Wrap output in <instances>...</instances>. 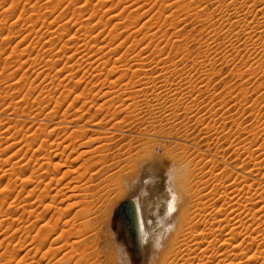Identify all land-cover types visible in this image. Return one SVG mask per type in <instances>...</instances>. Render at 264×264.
Instances as JSON below:
<instances>
[{"label": "rangeland", "instance_id": "374dc122", "mask_svg": "<svg viewBox=\"0 0 264 264\" xmlns=\"http://www.w3.org/2000/svg\"><path fill=\"white\" fill-rule=\"evenodd\" d=\"M104 1L103 0L102 1L101 0H90V1L89 0H0V31L2 29V31H4V34H5L3 36H0V39L6 40V43H2L1 42L2 40L0 41V137H1L0 138V164H1L0 165V199H1L0 200V207H1L0 208V212H1L0 213V264H54L57 261L56 259H59L62 256V254L69 252L70 248H67V247L63 249H68V252L67 250H63V249L60 250L59 252L55 250L57 246L60 247L61 242L62 243L64 242L60 240L61 242L59 241V243H53V244L51 243L52 240L55 239L54 237H57V234L53 236L50 239V241L45 242V244L46 243L47 244L44 246V244L41 241L44 234H43V231L40 232V230L42 226L44 225V223H46V221H48L50 217L52 216L54 217V215L56 214L57 216L55 215L54 217L55 221L58 218L63 219V220L61 219L62 223L61 221L59 222V225L61 224L60 228H64V229L66 228V229H70L73 232H76L77 227L73 228V225L75 222L70 221L71 223H73V225L69 222V224L66 227L63 225L64 222L71 219L70 217L73 216L74 212L77 209L76 207H74V209L67 210L65 212L60 211L59 213L63 212L62 214H64V217L62 214H60L61 215L60 216L59 213L55 212L57 210V207L66 209V207L69 204H72L74 201L72 200L67 201L66 199L65 200L66 202L62 201L61 202L62 204L60 205L59 202L61 200H64L63 195L67 193L66 191H62V193L66 192L63 194L61 193L63 198L61 196L58 198L47 197L46 199L48 201L46 202V200L43 199L45 200V202H42L43 203L42 204L41 202H39V200L41 199H40V196L38 197V194L40 195V193L42 192V194L45 196L48 194V192L49 194L51 192H54L50 194L51 196L52 195L54 196L56 192L52 191V189L56 186L53 185L51 186L52 188L49 187L48 188L49 190L45 191L43 183H42V186L40 185L39 187L38 185V187L35 188V190L38 188L37 191L34 194L30 195L28 194V190L34 188L35 184L31 185L30 182H28L29 184L27 182H24V183L22 182V180L28 179L30 177L28 175H31L30 173L32 172H34L35 177L36 175L38 176L42 173L43 168H39L38 166H40V162L42 164L44 160L42 159L39 161L37 160V158H44L43 157L44 155H42L43 153L47 155V153L49 152L50 153L53 151L56 152L57 150L55 149L57 147L60 149L59 150L57 148L60 154V151H63L64 150L63 147L65 148L68 143H69L68 146H70V148L69 147L67 148L68 149L66 150L67 152L65 151L66 154H63V155L62 153L61 155L58 154V157H60V159L56 158L55 160H51L52 163L53 161L54 163H57L64 156L62 161H60L61 163L59 162L60 165H62L59 169L60 171H54L52 169L50 172L53 175L50 173L51 174L50 176L56 175V176H59L58 178L60 179L61 175L67 170L73 172V174L69 173L68 175L69 178L66 177L64 178V180L63 179L61 180L62 183H60L61 185L57 187L58 190L62 188V185L68 183L71 180V177L74 176V172H75L74 170H76L78 166H80L81 164H84L85 161L90 158H91L90 159L91 161L92 159L94 160L96 158L93 161L94 165L97 162L95 168L97 167L98 164H100L99 163L100 160L98 161L97 159L99 158L101 159V162L104 160V163L102 162L101 164L102 166L105 164L107 166L108 171L111 170L109 168H111L112 166L119 167V165H120V168L125 169L126 164L128 165V162L124 161L125 158H127L128 156L129 157L131 156L132 158L135 159L134 156H136L139 153V152L137 153V151H140L143 148H151L152 149L151 151L154 150L152 152L153 155L157 156L156 157L157 159L161 158L160 161H162V163H166V164L169 163L168 161H166V160H169L168 159L169 157L171 158L177 157L178 165H176V167L177 166L179 167V165L180 166L182 165V168L184 166H187L186 172L189 174L193 172L194 167H195L189 162L195 163L197 168H202L204 165H206L207 168L204 166V168L202 169L205 170L204 172H207V176H208L207 178H209L208 181L211 183L209 184V186L211 185L209 187L210 189L213 186V184H217L218 181L220 183H222V181H225L228 184H233V183L240 184L241 183L242 192H240L241 194L240 198H242V196L245 195V193L247 194L245 195L246 198L243 196L241 201L245 199L244 201H251V202L253 201L254 203L248 202V206H246V210L248 208L249 209L247 211L245 210L246 212L241 207L240 212L241 211L245 212V215H243L244 213L242 212H241V215L244 218V222H246V224L244 225L241 224L240 228L238 229L239 232L237 230L236 234L237 235L239 234V235H238V238H236V240L237 241L240 240L241 242L242 241L241 239L244 238L243 240L246 239L247 243L243 245L244 248L240 247V250L241 251L243 250L242 253L238 249H236L237 252L236 251L235 252L236 254L240 252L238 254L239 259L244 258L245 260H247L248 259L247 255L249 254L247 253V251L249 250L252 256H254V259H256V257L264 258V240H263L264 239V222L262 223V219L264 221V213H262L264 212V207L262 206V204L264 205V66L262 65V67H260V65L259 66L257 65L260 60H264V55L262 54L263 55L262 57L261 53L260 54L254 53V52L249 53L247 51L249 50L247 46L248 45L247 42L249 41V37H248L249 31L245 32L244 30H241L242 28L241 29L238 28L241 31L236 29L234 30L233 33L230 34L228 30L231 24L230 22H228V20L232 19L231 22L236 23V20L234 21L233 18L236 16L237 12L240 15L242 14L244 15L247 9L244 8L245 6H241L243 4L242 3L238 5L235 8V10H231L228 12L227 10L225 11V8L223 9L217 8V5L215 4L216 0L215 1L214 0L213 1L212 0L210 1L200 0L202 3L199 0H193V1L192 0H184V1L183 0H164L165 2L161 0H152V1L147 0L148 2L146 0H142L141 2L139 0H106L108 4H105L103 8L101 4L102 2L104 3ZM182 1L187 6H189L188 4L193 3L192 8L195 7L196 9H194V11L190 10L188 12V10L185 9L186 7L184 8ZM198 1L201 5L198 3ZM177 2H181L183 7L182 6L179 7L181 3L178 4ZM196 2L198 3V5ZM142 3H144L145 6ZM227 3L229 4L230 1H228ZM133 4L135 6H133ZM138 4H140L139 6L143 7V9L139 12L141 15V17L138 16L139 19L141 18L140 21L138 20L139 25L135 24V26L137 25L138 27L136 26V28H134L135 26L133 24H134V21L136 20L134 19L135 17L131 16L130 12H132L133 10H136L137 8L139 9L140 7L138 6ZM126 5H130L131 7L129 6L130 7L129 8ZM109 6H110V9L108 8ZM96 7H98L99 10ZM85 9L87 13L85 12ZM92 9H95L96 13L94 14H96L97 16L94 14H91L93 13L92 11H94ZM183 10L187 11V14ZM221 10H224V11H221ZM252 10H255V7H253ZM99 11L100 13H98ZM79 12L81 14H79ZM234 12L236 14H234ZM119 13L122 16L119 15ZM258 13H260L259 10H258ZM99 14L101 16L104 15L102 16L104 17L102 19H104V21L106 20V22L101 21L102 19H100L101 16ZM113 14L114 16L118 15V19L120 18V20L119 21H117V19L111 20L110 24L106 25L107 21L110 20L109 18L112 17ZM142 14H145L144 17L142 16ZM171 14H173V16ZM255 14L257 13L255 12ZM89 15L91 18H89ZM94 16L96 18L95 20L97 21L92 20L94 19ZM126 16L128 18H126ZM259 16L258 17L260 19L262 15H259ZM122 17L124 18V20ZM258 17L257 19H255V21L254 19L250 20L252 21L251 27L253 26L255 27V28L253 27L252 30L255 29V32L260 34L264 41V34H263L264 24H262L264 23V19L261 18L259 20ZM84 18L87 20H84ZM131 18L134 19L133 22H132L133 19ZM79 19L81 22L85 23L83 26H87L88 24L89 25L91 24L90 26H93V25L95 26L99 24L100 22H102L103 24H101L100 27L92 30L93 34L91 36L92 37L97 36L100 33V31L104 29V32L103 30L101 31L103 35L100 36L98 40L96 39L95 41L94 39V40H90L89 42L92 41L94 45L97 44V46H100L101 40L105 39L106 37L108 40H104V42L107 43V41H109L108 48L110 49L114 48L115 51H117L115 52L116 54H114L115 57L113 56L115 60H117L116 57L118 58L120 55L121 56L119 57V59L120 58L121 59L124 58V59L122 60L118 59V61H114V59H111L113 57H111L110 62L105 63V65H104V62L103 63L98 62V64H101L99 66L97 62L96 64L93 62L95 65H91V63H87V62H84L81 64L78 58L75 59L76 61L75 60L69 61L67 56L70 57L71 55H75L76 54L75 51L77 50V46L79 45L75 46L77 42L68 43L67 41L71 39L70 37H72V35L74 37L73 33L75 32L78 33L79 30H81L79 27H82V25H80L81 22L79 21ZM129 20H131V22L133 23L130 26V29L128 30L132 34L130 32L127 33V29L129 26L128 24H130ZM163 20H166L167 23L166 21H163ZM154 22L156 24H154ZM172 22L173 24L175 22L176 24L177 23L180 24L178 27H176V30L173 29V27H169L170 25L172 26ZM115 23L118 26V28L117 27L115 28ZM119 23L121 24V27L123 26L122 28L120 27V30H119V25H120ZM144 24H146V26ZM160 24L161 26H159ZM223 25H225V27ZM125 26L127 27L125 28V30H123ZM148 26L149 27L151 26L150 28L151 31L149 30ZM221 27L224 28V30H221ZM259 27L263 28L262 29L263 32L261 31ZM114 28L116 31L114 30ZM131 29L132 31L134 30V32H132ZM138 29L139 30L141 29V30L139 31ZM147 29L150 32H148ZM217 29H219L220 31H218ZM75 30H78V31H75ZM54 31L59 32L61 35H64V38L58 39L59 37L57 36L58 33L55 34L56 32ZM69 31H71L70 34H69ZM163 31L166 34L161 36V34L164 33ZM146 32H148V34H146ZM176 32L178 35L174 37V34ZM119 33H122V35L121 34L119 35ZM134 33L139 39H141L142 35L144 36V34L146 35L150 34L147 38H150L151 35L156 36L155 38H157V35L159 34L158 35L159 39L153 42L150 39L144 40V38L146 37L144 36V38L142 37L143 39H141L143 41L142 42L136 36H134L135 35ZM114 34L115 35L118 34L119 37L117 35L116 37ZM225 34L228 36H226ZM108 36L110 37V39ZM126 36L127 38H130L132 36L133 38L131 37V39H127L125 38ZM172 36L174 37V39L172 38ZM114 37L116 38L114 39ZM160 37L162 38L161 40L163 41V43L160 40ZM49 38H54V42L56 46L53 52L54 58H52L53 56L49 57V55L46 54V52L42 49L44 47V42H47ZM23 39H25L26 42H24ZM132 39L134 40L137 39V40L136 42L135 41L132 42L133 41ZM169 39H172V41H170ZM110 40L111 41L113 40V41L110 43ZM167 40H169L168 43L173 42V41L176 42V45H178V42H180V44L178 45L179 48L181 47L180 50L178 51L177 49V52H176V48H178V46H175V49H174L172 45L168 46V44L164 43ZM9 41H11L12 44H10L11 42ZM20 41H22L23 43L22 42L20 43ZM149 41L151 42L149 43ZM259 41H261V43L264 44L262 40H259ZM92 42L89 43V47L87 46L88 50H90L91 47L93 46ZM120 42L124 44L119 45ZM131 42L132 44H130ZM15 43L18 46H16ZM19 43L21 45H19ZM136 43H140V44L136 45ZM147 43L150 45V47H148ZM144 44H147V45H144ZM63 45H65L66 48H70V49L72 46L76 48V50L72 51L74 50L72 48L70 52L68 51L71 54L68 53L66 54L67 56L65 55L64 57L63 53L59 54V51L61 50V47ZM250 45H251V42H250ZM24 46H26V48ZM120 46L122 47L120 48ZM156 46H158L159 49H161L162 47L166 51L162 52V54L158 53L159 50ZM244 46H246V48ZM235 47L236 48L238 47L237 50ZM22 48L24 50L26 49L31 50L29 51L31 53V54L29 53L31 56L28 54V50L26 53L25 51H23ZM139 50L141 53L139 52ZM126 52L129 54H127ZM136 52L139 53L140 60L142 59L141 61H135V59H133V56L136 57L138 55ZM21 54H25V56ZM123 54L125 56H123ZM27 55L29 57H27ZM130 55H132V57ZM23 56L24 58H22ZM126 56H128L129 59ZM59 59L62 61H60ZM126 59L131 62H125ZM257 59L259 60L256 61ZM22 60H25V61L27 60V62L25 61L22 62ZM77 61L80 63H78ZM30 62H32L33 64L32 63L30 64ZM126 63H129L128 65H130V67L127 66ZM53 65L54 66L56 65L55 68ZM66 66L68 67L70 66L69 68L71 70L69 68H66ZM126 66L130 68V71L127 70L129 68H127ZM117 67L119 69L118 71H117ZM170 67H172L173 69H176V72H173V74L168 76V78L166 77V80L170 81V82L169 81L167 82L168 86L174 85L173 88H175L176 86L179 85L178 88L182 86L181 87L182 89H179L178 95L168 98L169 100L167 99L168 100L167 101L166 98H164L165 93L164 94L158 93L159 91L158 90L155 91L153 89V86H151L150 84L149 85L151 87L150 86L146 87L148 84H146V86L143 85V82L140 79H144L143 77H145L146 76L145 74L148 73L149 76L147 75L145 79L146 78L148 79L149 77H151L150 79L152 80V77H153L154 79H156L155 82L157 83V85L161 86L160 83L164 81L163 77L165 75H168L167 72L170 71L167 68H170ZM112 69L115 71L110 73V70ZM108 71L109 73L107 74ZM69 72H70V76L68 74ZM132 72L135 73V74L133 73L135 76L132 75ZM162 72L163 73L166 72L164 73L165 75ZM138 73L140 76L137 75ZM72 74L74 77L72 76ZM131 77L132 78L135 77L134 78L135 81L137 79L136 83H133L131 82V80L130 81L128 80V79H132ZM120 78H122L123 80ZM134 79H132V81H134ZM145 79L143 81L144 83H147L148 80L146 79L147 80L146 81ZM126 82L128 83H127V87L125 88L124 86H126L125 85ZM131 83H133L134 85ZM135 84L137 86H135ZM115 85H117V88L119 89H117ZM131 86L134 88V90L132 89ZM128 87H130L131 89ZM90 90H92V92ZM135 90H137L136 93H134ZM146 90L149 92V94L150 93L151 94L153 93V94L148 95ZM140 91L141 93H139ZM104 93L105 95H103ZM158 94L163 95V97L159 98ZM128 95L130 96L132 95V96L130 97ZM150 96H152L153 99ZM180 96L183 97V100L181 98L182 102L179 101L177 103V102L172 101L173 98L174 99L176 98V100H180ZM136 98L137 99L139 98L138 101H136L137 100ZM123 99H126V101H123ZM144 101H146V103ZM130 103H131L132 108L131 106H129ZM137 103L139 104V106ZM169 103L171 105H168ZM175 103H177L176 105L179 104L178 105L179 108L176 107ZM132 104H134L135 106ZM181 104L182 105L188 104V105L182 106ZM189 104L191 106H189ZM192 104H194V106H192ZM99 106L101 107L99 108ZM184 106L186 107L185 110L183 108ZM188 106H189L190 111L192 107V112H189L187 108ZM134 107H135V110L136 109L138 110L130 111ZM146 108L148 109V111H146L147 110ZM157 110L159 111V113ZM113 111H115V113ZM139 113L140 115H138ZM163 115H165V117ZM124 116H126L127 118H125ZM130 120L132 121L130 122ZM55 130L57 131L58 135L59 133H61L59 135L60 137L55 136L57 135ZM51 131H54L55 133ZM33 133L35 134V136ZM67 135L68 136L71 135V138H73L74 140L72 139L70 140V138ZM64 136H65V139H64ZM35 137L37 138V140L35 139ZM58 138H60L61 140H64L62 142L66 141L65 143H63L64 146L62 143L59 144L60 141L58 140ZM94 139H96L95 140L96 142L94 141ZM73 141L76 142L75 145L73 144L74 143ZM85 141H86V144H84V146L78 145L80 143H84ZM41 142L42 144H44V147H46V149L41 148L42 151L39 150L40 147L43 146L42 144H40ZM56 142L62 147L61 146L59 147L58 145H56ZM87 142L89 143L87 144ZM28 143L30 144V146ZM33 143H35L36 145L33 146ZM47 143L49 145L48 146L49 151L47 149ZM37 146L39 149L37 148ZM95 147L96 148L98 147V152ZM94 148L96 151L94 150ZM103 149L105 152L102 151ZM95 152L97 153L95 154ZM33 153H35V155ZM250 153L254 154V156L251 157ZM104 155L105 157L103 158L102 156ZM22 157H24L25 160L24 158L22 160L21 159ZM108 159H112V160L115 159V160L112 161ZM163 160H165L166 162ZM6 161H10V162L8 163ZM23 161L24 163L28 161V163L30 164V167H26V168H29L30 171L28 169H25L24 173H26V170L28 171V173L27 174L22 173L24 174L22 178H21L22 174H20L19 177L18 175L17 176L13 175V171L11 170L12 168L11 165L17 162L19 166L24 167L27 163L24 165V163H22ZM133 161L135 162V160ZM65 162L67 163L68 166L65 165ZM107 162L109 164H107ZM122 163L124 164V166L122 165ZM37 164L39 165L37 166ZM105 165L103 167L101 165H98L97 169L99 168L106 169ZM169 165H168V168L166 169V174L164 173L165 170H162L159 173L160 175H158L159 179L166 178L165 179L166 184H170L171 182V178H170L171 176L169 174L171 166ZM63 166L64 168H62ZM129 166L130 164L126 166V169H128L127 167ZM131 166H134L135 168L137 164L135 165L133 163V165L131 164ZM37 167L39 169H37ZM30 168L32 169L35 168V169L33 171ZM124 169L123 171L126 170ZM106 170H104L105 173L102 172V175L96 176L97 178L95 179L106 176L108 174V171ZM12 176H14L15 178ZM213 178L215 179L214 181H213ZM154 182L155 181L144 180L142 184L144 200L147 201L146 203L148 204L146 206V209L144 208V210L147 214H149L148 216L152 217L153 219L155 217L154 214L157 212V209L155 210V206H158V204L161 203L160 202L161 196L163 195L164 191H167V189L164 187L165 183H162L161 181H158L161 183H158V182L154 183ZM197 183L198 181L194 179L189 181V184L196 185ZM174 184L175 182L173 181V185ZM246 185L248 188L246 187ZM250 186H252L253 188L252 187L249 188ZM5 187H6V190H5ZM157 188H159V190ZM243 188L244 189L246 188V189L243 190ZM13 189H15L16 192ZM210 189L208 191H210ZM22 190H24L25 192H23ZM39 190L41 191L40 193H38ZM248 190H249V194H248ZM8 191L13 192V195L12 197L10 196V198L6 201L7 202L6 204L1 205L2 204L1 201L3 199L6 200V193H8ZM254 193L256 195L255 197H254ZM36 194H37V198H36ZM32 195H35V196L33 197ZM260 196H262V198ZM252 197L255 198L256 201H254ZM27 198H30V199H27ZM124 198H125L124 196H121L119 199H116L114 201L116 203L113 202L111 206H109L108 211L106 212L105 221L103 222L100 219L101 221L98 220L95 227H93V230H92L93 237L96 238L97 244L96 246H94L92 252L94 253V258L96 260L98 259L99 264H146V261L148 258V250L151 246L149 243L151 241L150 239H148L147 242H145V245H143V242L140 241L141 248L140 250L137 249L136 236L132 228L128 226L129 221L125 217L123 218L122 216L125 222V225L127 226L129 230L127 232L125 227L123 226L121 217L118 215V208L120 204L128 200L127 198L126 199ZM218 198L216 197L213 200L210 198H206L208 199L207 201H204L206 199L203 198V203L209 202L210 204L208 203V205L210 206L213 203L214 205L212 204L213 205L212 209H216L215 212H217V210H219L217 208L220 205L226 206V203H228L227 200H225L226 199L225 196L223 197L222 195L221 197H218ZM50 199L51 200L55 199V200L54 202L52 201L51 203L49 202ZM223 199L226 202H223L224 201ZM130 200L133 201L134 199H130ZM31 202L33 203L35 202L36 207H35V203L33 204ZM12 203H14V205H12ZM26 203L27 204L30 203L31 204L29 205L30 207H28ZM39 204H42V205H39ZM246 204L247 203L245 202L243 203V205H246ZM37 205H39V207ZM46 205H48L49 207L51 205L53 207L52 210L50 209L51 211L49 210L44 211L46 209ZM54 205H55V208H54ZM33 206L35 210L38 209L35 213H33L32 211L34 209ZM250 206H252V208H255L252 210L253 212L255 211L254 213H252V211H250L249 213V210L252 209ZM24 207L26 208L27 211L24 210L25 209ZM42 207H44L45 209L43 210ZM258 209L259 210L261 209L262 211L258 212L259 211ZM42 212H44L43 213L44 215L42 214ZM254 214L256 215V218L251 219V217H253ZM260 214L262 216H260ZM211 215L208 216V218L210 219L207 218V220H210V222H213V220L216 219L217 217L215 224H218L219 221L224 218L222 221L223 224L222 223L221 224L223 225V227L227 229L226 230L224 228L225 232L222 231L223 233L221 232L220 234L215 233V235H213L212 237L214 238L215 236L216 239L218 240L221 239L222 241L223 239L224 240L227 239L226 233L230 232L229 227H231L228 223L229 221L227 222L228 218L225 217L224 213L219 215L218 212L215 214L213 212V214L211 213ZM221 215L223 218L221 217ZM246 215L250 216L249 217L250 220L248 219ZM259 217H261L260 220H258ZM18 218H21V219H18ZM245 218H247L248 220ZM255 219L257 223L254 222L253 224L252 221H254ZM224 221L228 223V224H225L226 226L224 225L225 223ZM247 223L249 224L248 226H247ZM70 224H71V228H70ZM250 228L251 230L252 228L253 229L255 228L256 230L254 229L250 231L249 230ZM46 230L48 229H45L44 232ZM160 232H161V228L160 226H158V223L156 222L155 227H153L152 229L153 238L157 237V235H159ZM242 232L243 234L247 232V234H244L245 237L243 236ZM248 232L250 233V235ZM248 235L250 237H247ZM34 238H36L35 239L36 242L32 244V240H34ZM79 238L81 239V237ZM260 239H262V243ZM247 240L248 241L250 240L249 241L250 244L248 243ZM251 240H252V243H251ZM255 240H257V242ZM221 243H222L221 241H218L219 245L217 246L219 247L222 246ZM247 244L250 245L249 246L250 248L251 247L253 248L249 249ZM49 245H52V246H49ZM49 247L51 248L50 252H53V254L50 252H47L50 250ZM245 247L248 249L246 250ZM40 248H43V249L40 250ZM223 248L224 247H222V249ZM37 249H39V251H37ZM219 249H221V247ZM252 251L254 253L255 252L257 253L253 255L254 253ZM74 254L76 255L77 252H74ZM214 259L216 260L217 258L215 257ZM214 259L212 261H214ZM244 259H243V262H245ZM261 263L262 262L255 260L254 262L252 261L251 263L250 261L247 264H261Z\"/></svg>", "mask_w": 264, "mask_h": 264}, {"label": "bare ground", "instance_id": "6f19581e", "mask_svg": "<svg viewBox=\"0 0 264 264\" xmlns=\"http://www.w3.org/2000/svg\"><path fill=\"white\" fill-rule=\"evenodd\" d=\"M90 1V0H89ZM102 1V0H101ZM104 1V0H103ZM140 2L142 1V0H139ZM147 1V0H146ZM152 1V0H151ZM161 1H163V2H165L164 0H161ZM184 1V0H183ZM182 1V3H183V5H184V8L186 9V10H188V12L191 10H193L194 11V9H196L195 7L194 8H192L193 7V3H191V4H188L189 6H187L186 4H184V2ZM193 1V0H192ZM200 1V0H199ZM199 1H198V3H199ZM206 1V0H205ZM210 1V0H209ZM213 1V0H212ZM215 1V0H214ZM228 1H230V3L228 4L227 2ZM121 2V1H120ZM119 2V3H120ZM123 2V1H122ZM132 2V1H131ZM148 2V1H147ZM163 2H161V3H163ZM201 2V1H200ZM97 3V2H96ZM152 3V2H151ZM178 4L179 3H181V2H177ZM182 3L179 5V7H181L182 6ZM197 3V2H196ZM198 3H197V5H198ZM202 3V2H201ZM208 3V2H207ZM243 3V4H242ZM15 4V3H14ZM17 4V3H16ZM105 4H108L107 3V1L105 0L104 1V3L102 2V4H101V6L104 8V5ZM114 4V3H113ZM112 4V5H113ZM137 4V3H136ZM142 4H144V3H142ZM175 4H176V2H175ZM200 4V3H199ZM213 4V3H212ZM215 4L217 5V8H220V9H223V8H225V11L227 10L228 12L229 11H231V10H235V8L238 6V5H240V4H242L241 6H245L244 8H246L247 10L245 11L246 13L243 15H240V14H238V12H237V14L234 12V14H236V16L233 18V20L235 21L236 20V23L235 22H231L232 21V19L231 20H228V22H230L231 24H230V27L228 28V30H229V33L231 34V33H233L234 32V30H236V29H238V28H242L241 30H244L245 32L246 31H249L248 32V34H249V41L247 42V40H246V42H247V46H248V48H249V50H247L249 53L250 52H254V53H261V56L263 57V55H264V44L263 43H261V41H259V40H262L263 41V39H262V36L260 35V34H258V33H256L255 32V29L254 30H252V28L254 27H251V25H252V21H250V20H252V19H254V21H255V19H257V17L259 16V15H262V19H264V0H216L215 1ZM140 4H138V6H139ZM147 5V4H146ZM160 5V4H159ZM201 5V4H200ZM96 6V5H95ZM98 6V5H97ZM100 6V5H99ZM126 6H130V5H126ZM133 6H135L134 4H133ZM143 6V5H142ZM144 6H145V4H144ZM148 6V5H147ZM156 6V5H155ZM9 7V6H8ZM16 7V6H15ZM25 7V6H24ZM114 7V6H113ZM131 7V6H130ZM129 7V8H130ZM140 7V6H139ZM160 7V6H159ZM183 7V6H182ZM214 7V6H213ZM248 7V8H247ZM253 7H255V10H252L253 9ZM80 8V7H79ZM85 8H86V6H85ZM88 8V7H87ZM92 8H94V7H92ZM98 10H99V8L98 7H96ZM109 9H110V6L108 7ZM136 8H137V6H136ZM206 8V7H205ZM243 8V7H242ZM96 9V10H97ZM123 9H125V8H123ZM143 9V7H140L139 9L137 8L136 10H133L132 12H130L131 13V16L132 17H135L134 19L136 20V21H134V19L133 18H131V19H133L132 20V22L134 21V24L131 22V20H129L130 21V24H128L129 26H128V29H127V33L128 32H130V31H128L129 29H130V26L133 24L134 26H135V24H137V25H139L138 24V22L140 21V19H139V17H141V15H140V11ZM151 9V8H150ZM179 9V8H178ZM182 9V8H181ZM202 9V8H201ZM92 10H94L95 11V9H92ZM102 10V9H101ZM113 10V9H112ZM145 10H147V9H145ZM203 10V9H202ZM206 10V9H205ZM258 10H259V12L260 13H258ZM75 11V10H74ZM94 11H92L93 13H91V14H94V13H96V11L94 12ZM106 11V10H105ZM153 11V10H152ZM183 11H185V10H183ZM182 11V12H183ZM221 11H224V10H221ZM239 11V10H238ZM82 12V11H81ZM85 12H86V9H85ZM109 12V11H108ZM145 12V11H144ZM186 12V14H187V11H185ZM199 12H201V11H199ZM198 12V13H199ZM242 12V11H241ZM255 12L257 13V14H255ZM9 13V12H8ZM38 13V12H37ZM36 13V14H37ZM77 13V12H76ZM83 13V12H82ZM87 13V12H86ZM98 13H100V11L98 12ZM104 13V12H103ZM107 13V12H106ZM121 13V12H120ZM119 13V15H121ZM143 13V12H142ZM149 13V12H148ZM162 13H164V12H162ZM176 13V12H175ZM193 13V12H192ZM192 13H190V14H192ZM195 13V12H194ZM231 13V12H230ZM79 14H81L80 12H79ZM79 14H77V15H79ZM85 14V13H84ZM146 14V13H145ZM145 14H142V16L144 17V15ZM180 14V13H179ZM178 14V15H179ZM94 15H96V14H94ZM100 15V14H99ZM172 16H173V14H171ZM170 15V16H171ZM205 15H206V13H205ZM83 16V15H82ZM97 16V15H96ZM101 16V15H100ZM102 16H104V15H102ZM101 16V18L100 19H102V18H104V17H102ZM122 16V15H121ZM139 16V17H138ZM168 16V15H167ZM186 16V15H185ZM192 16V15H191ZM10 17V16H9ZM12 17V16H11ZM44 17V16H43ZM63 17V16H62ZM93 17V16H92ZM99 17V16H98ZM124 17V16H123ZM122 17V18H123ZM137 17H138V19H137ZM162 17V16H161ZM177 17V16H176ZM187 17V16H186ZM201 17V16H200ZM199 17V18H200ZM229 17V16H228ZM260 17V16H259ZM259 17H258V19H259ZM14 18V17H13ZM88 18V17H87ZM89 18H91L90 17V15H89ZM126 18H128L127 16H126ZM158 18V17H157ZM225 18V17H224ZM230 18V17H229ZM260 18V19H261ZM22 19V18H21ZM71 19V18H70ZM96 18H95V16H94V19H92V20H95ZM99 19V18H98ZM110 19V20H109ZM108 20L109 21H107V23H106V25H109L110 24V22H111V20H114V19H117V21H119L120 20V18L118 19V15H115L114 16V14H113V16L112 17H110ZM169 19V18H168ZM174 19H176V18H174ZM209 19V18H208ZM259 19V20H260ZM4 20V19H3ZM7 20V19H6ZM10 20V19H9ZM84 20H87V19H85L84 18ZM91 20V21H92ZM122 20V19H121ZM123 20H124V18H123ZM127 20V19H126ZM139 20V21H138ZM153 20V19H152ZM171 20H173V19H171ZM187 20V19H186ZM185 20V21H186ZM200 20V19H199ZM258 20V21H259ZM5 21V20H4ZM35 21V20H34ZM72 21V20H71ZM79 21H80V19H79ZM95 21H97V20H95ZM101 21H104V19H102ZM163 21H166V20H163ZM180 21V20H179ZM202 21H204V20H202ZM224 21V20H223ZM222 21V22H223ZM254 21H253V23H254ZM7 22V21H6ZM53 22H54V20H53ZM81 22V21H80ZM90 22V21H89ZM104 22H106V20L104 21ZM157 22V21H156ZM169 22H170V20H169ZM174 22V21H173ZM173 22H172V26L170 25L169 27H173V29H175L176 30V27H178L180 24H176V22L173 24ZM8 23V22H7ZM24 23V22H23ZM88 23V22H87ZM86 23V24H87ZM97 23V22H96ZM122 23V22H121ZM146 23V22H145ZM166 23H167V21H166ZM212 23V22H211ZM256 23V22H255ZM259 23H261V22H259ZM41 24V23H40ZM85 23L84 22H81V24L80 25H82V27H79L81 30H79V32L77 33V32H75V33H73L74 34V37H73V35H72V37H70V38H68V39H70V40H68L67 42L68 43H73V42H77V44H75V46L76 45H79V46H77V50H76V48H74V47H72L71 46V49L70 48H66V46L65 45H63L62 47H61V50L59 51V54L60 53H63V55H64V57H65V55L66 54H68L71 50H72V48L74 49V50H72V51H75L76 52V54L75 55H71L70 57H68L67 55V58H68V60L70 61H74L75 59H79L80 60V62H81V64L82 63H84V62H87V63H91V65H95L96 64V62H97V64H98V62H104V65H105V63H107V62H110V58L111 57H113L114 56V54H116L115 52H117V51H115V49L113 50V49H110V48H108L109 46H108V42L109 41H107V43H105L104 42V40H108L106 37H105V39H103V40H101V45L100 46H97V44L96 45H94L93 44V42H92V44H93V46L91 47V49L90 50H88L87 49V46L89 47V43H91V42H89L90 40H94L95 39V41H96V39L98 40V38L100 37V36H102L103 34H102V30H103V32H104V29H102L101 31H100V33L97 35V36H95V37H92L91 35L93 34L92 33V30H94V29H96V28H98V27H100L101 26V24H103L102 22H100L99 24H97V25H93V26H90L89 24V26L87 25V26H83ZM117 24H118V22H117ZM120 24V23H119ZM149 24V23H148ZM154 24H156L155 22H154ZM184 24V23H183ZM210 24V23H209ZM228 24V23H227ZM262 24H264V23H262ZM11 25H12V23H11ZM105 25V26H106ZM136 25V26H137ZM145 26H146V24H144ZM143 25V26H144ZM165 25V24H164ZM133 26V27H134ZM136 26L134 27V28H136ZM142 26V27H143ZM158 26V25H157ZM159 26H161V24L159 25ZM216 26V25H215ZM224 27H225V25H223ZM222 26V27H223ZM259 26H260V24H259ZM263 26V25H262ZM4 27V26H3ZM118 28V26L116 25V23H115V28ZM120 27H121V24L119 25V30H120ZM123 27V26H122ZM121 27V28H122ZM127 26H125L124 27V29L123 30H125V28H126ZM138 27V26H137ZM142 27H140V28H142ZM149 27V26H148ZM182 27V26H181ZM221 27V30H224V28H222ZM227 27V26H226ZM264 27V26H263ZM15 28V27H14ZM115 28H114V30H115ZM150 28H151V26L149 27V30H150ZM255 28V27H254ZM256 28H258V27H256ZM260 28V27H259ZM7 29V28H6ZM62 29V28H61ZM113 29V28H112ZM160 29H162V28H160ZM183 29V28H182ZM226 29V28H225ZM261 29V31H262V27L260 28ZM4 30V29H3ZM32 30V29H31ZM113 30V31H114ZM122 30V31H123ZM139 30V29H138ZM141 30V29H140ZM139 30V31H140ZM143 30V29H142ZM148 30V29H147ZM148 30V32H150ZM215 30V29H214ZM218 31H220L219 29H217ZM239 30V29H238ZM241 30H239V31H241ZM64 31H65V29H64ZM75 31H78V30H75ZM116 31V30H115ZM131 31H132V29H131ZM137 31V30H136ZM135 31V32H136ZM160 31V30H159ZM178 31V30H177ZM181 31V30H180ZM217 31V32H218ZM225 31H227V30H225ZM54 32H56V31H54ZM68 32V31H67ZM70 32L71 31H69V34H70ZM81 32V33H80ZM124 32H126V31H124ZM132 32H134V30L132 31ZM148 32H146V34H148ZM156 32V31H155ZM164 32V31H163ZM174 32V31H173ZM237 32V31H236ZM235 32V33H236ZM259 32V31H258ZM263 32V31H262ZM19 33V32H18ZM58 33V34H57ZM63 33V32H62ZM110 33H111V31H110ZM114 33V32H113ZM126 33V34H127ZM131 33V32H130ZM137 33V32H136ZM141 33V32H140ZM144 33V32H143ZM142 33V34H143ZM157 33V32H156ZM162 33V32H161ZM160 33V34H161ZM213 33V32H212ZM214 33H215V31H214ZM228 33V32H227ZM29 34V33H28ZM53 34V33H52ZM55 34H57V36H59L58 37V39H63L64 38V35H61L59 32H56ZM54 34V35H55ZM64 34H66V33H64ZM122 35V33H119V35ZM132 34V33H131ZM135 34V33H134ZM138 34V33H137ZM146 34H144V36H146L145 38H144V36L142 35V37L144 38V40H147V39H150V40H152L153 42L155 41V40H157V39H159L158 38V35H157V38H155L156 36H150V38H147L149 35H146ZM152 34V33H151ZM154 34V33H153ZM164 34H166L165 32L163 33V34H161V36L162 35H164ZM246 34V33H245ZM247 34V35H248ZM264 34V33H263ZM3 35H5L4 34V31H2V29H1V31H0V36H3ZM17 35V34H16ZM36 35V34H35ZM67 35H68V33H67ZM115 35V34H114ZM114 35H112V36H114ZM117 36H118V34H116ZM115 35V36H116ZM130 35V34H129ZM128 35V36H129ZM178 34H177V32L174 34V37L175 36H177ZM217 35V34H216ZM226 35V34H225ZM246 35V36H247ZM9 36V35H8ZM8 36H7V38H8ZM12 36V35H11ZM111 36V37H112ZM116 36V37H117ZM134 36H136V34L134 35ZM171 36V35H170ZM226 36H228V35H226ZM225 36V37H226ZM231 36V35H230ZM54 37H56V36H54ZM109 37V36H108ZM116 37H114V39L116 38ZM119 37V36H118ZM132 37V36H131ZM131 37L130 38H127V36L125 37V38H127V39H131ZM137 37V36H136ZM141 37V39H143ZM174 37L172 36V38L174 39ZM211 37V36H210ZM248 37H247V39H248ZM5 38V37H4ZM11 38V37H10ZM25 38V37H24ZM91 38V39H90ZM133 38V37H132ZM135 38V37H134ZM138 38V37H137ZM177 38V37H176ZM215 38V37H214ZM40 39V38H39ZM38 39V40H39ZM109 39H110V37H109ZM111 39H113V38H111ZM139 39V38H138ZM141 39H139L140 41H142ZM162 38L160 37V40H161ZM212 39V38H211ZM229 39V38H228ZM2 39H0V41H1ZM24 40V42H26L25 41V39H23ZM22 40V41H23ZM118 40V39H117ZM116 40V41H117ZM133 41L132 42H136V40H134V39H132ZM170 41H172V39H169ZM169 40H167V41H165L164 43H166V44H168V46L169 45H172V47L175 49V46H178L179 44H180V42H178V45H176V42H169L168 43V41ZM179 40V39H178ZM22 41H20V43L22 42ZM113 41V40H112ZM111 40H110V43L112 42ZM122 41V40H121ZM125 41V40H124ZM162 41V40H161ZM160 41V42H161ZM176 41V40H175ZM2 43H6V40H2L1 41ZM9 42H11V41H9ZM9 42H8V44H9ZM65 42H66V40H65ZM132 42L130 43V44H132ZM137 42H139V41H137ZM143 42V41H142ZM151 41H149V43H150ZM250 42H251V45H250ZM264 42V41H263ZM1 43V44H2ZM19 43V45H21ZM23 43V42H22ZM30 43V42H29ZM35 43V42H34ZM37 43V42H36ZM96 43V42H95ZM109 43V44H110ZM162 43H163V41H162ZM213 43V42H212ZM211 43V44H212ZM233 43V42H232ZM10 44H12V42L10 43ZM32 44V43H31ZM122 43L120 42L119 43V45H121ZM124 44V43H123ZM122 44V45H123ZM138 44H140V43H136V45H138ZM148 44V43H147ZM147 44H144V45H147ZM15 45L16 46H18L16 43H15ZM28 45V44H27ZM33 45V44H32ZM143 45V46H144ZM159 45V44H158ZM182 45V44H181ZM214 45V44H213ZM212 45V46H213ZM246 45V44H245ZM250 45V46H249ZM6 46V45H5ZM29 46V45H28ZM43 46V45H42ZM134 46V45H133ZM141 46V45H140ZM20 47V46H19ZM25 48H26V46H24ZM30 47H32V46H30ZM68 47V46H67ZM119 47V46H118ZM122 46H120V48H121ZM145 47H147V46H145ZM148 47H150V45L148 44ZM157 48H158V46H156ZM245 48H246V46H244ZM18 48V47H17ZM16 48V49H17ZM29 48V47H28ZM55 48H56V46H55V42H54V38H49V40L47 41V42H44V47L42 48L45 52H46V54H48L49 55V57L51 56H53L52 58H54V50H55ZM84 48V49H83ZM112 48V47H111ZM117 48V47H116ZM134 48H136V47H134ZM133 48V49H134ZM169 48V47H168ZM181 48V47H180ZM180 48H179V46H178V48H176V52H177V49H178V51L180 50ZM236 48V47H235ZM238 48V47H237ZM237 48H236V50H237ZM2 49V48H1ZM14 49V48H13ZM12 49V50H13ZM23 49V48H22ZM30 49V48H29ZM167 49V48H166ZM171 49V48H170ZM240 49V48H239ZM18 50V49H17ZM27 50L28 49H26V50H24L23 49V51H25L26 53H27ZM117 50V49H116ZM119 50V49H118ZM142 50H143V48H142ZM147 50V49H146ZM158 50H159V52L158 53H161L162 54V52H165L166 50L164 49V48H162L161 47V49H159L158 48ZM184 50H186V49H184ZM216 50V49H215ZM5 51V50H4ZM14 51V50H13ZM22 51V52H23ZM29 51H31V50H28V54L30 53ZM34 51H36V50H34ZM57 51V52H58ZM69 51V52H68ZM130 51V50H129ZM145 51V50H144ZM11 52V51H10ZM127 52H128V50H127ZM126 52V53H127ZM134 52V51H133ZM138 52V51H137ZM136 52V53H137ZM139 52H140V50H139ZM238 52V51H237ZM25 53V54H26ZM124 53V52H123ZM141 53V52H140ZM25 54H21V55H24L25 56ZM31 54V53H30ZM29 54V55H30ZM35 54V53H34ZM37 54V53H36ZM45 54V53H44ZM57 54V53H56ZM69 54H71V53H69ZM127 54H129V53H127ZM138 55H139V53H137ZM165 54V53H164ZM263 54V55H262ZM58 55V54H57ZM136 55V54H135ZM133 56V59H135V61H141L140 60V55L139 56ZM147 55V54H146ZM12 56V55H11ZM24 56L22 57V58H24ZM31 56V55H30ZM43 56V55H42ZM47 56V55H46ZM62 56V55H61ZM121 56V55H120ZM119 56V57H120ZM123 56H125L124 54H123ZM131 57H132V55H130ZM142 56V55H141ZM252 56V55H251ZM14 57V56H13ZM27 57H29L28 55H27ZM55 57H56V55H55ZM63 57V58H64ZM100 57V58H99ZM115 57V56H114ZM111 58V59H114V61H118V59H119V57L117 58L116 57V59L117 60H115V58ZM127 58H128V56H126ZM125 57V58H126ZM12 58V57H11ZM15 58V57H14ZM20 58V57H19ZM35 58V57H34ZM57 58H59V57H57ZM56 58V59H57ZM169 58V57H168ZM167 58V59H168ZM121 59V58H120ZM119 59V60H120ZM122 59H124V58H122ZM121 59V60H122ZM129 59V58H128ZM132 59V60H133ZM159 59V58H158ZM252 59V58H251ZM32 60H33V58H32ZM31 60V61H32ZM51 60V59H50ZM60 60V59H59ZM93 60H95V61H93ZM127 60V59H126ZM125 60V62H131V61H126ZM157 60V59H156ZM173 60V59H172ZM209 60V59H208ZM253 60H255V59H253ZM259 59H257L256 61H258ZM23 61H25V60H22V62ZM37 61V60H36ZM52 61V60H51ZM60 61H62V60H60ZM76 61V60H75ZM145 61V60H144ZM25 62H27V60L25 61ZM56 62V61H55ZM55 62H53V63H55ZM78 62V61H77ZM76 62V63H77ZM80 62H78V63H80ZM95 64H94V63ZM122 62V61H121ZM255 62V61H254ZM32 62H30V64H31ZM51 63V62H50ZM75 63V62H74ZM116 63V62H115ZM162 63V62H161ZM33 64V63H32ZM35 64V63H34ZM48 64V63H47ZM46 64V65H47ZM57 64H58V62H57ZM119 64H120V62H119ZM127 64V66H129L130 67V65H128L129 63H126ZM173 64V63H172ZM22 65V64H21ZM51 65V64H50ZM66 65V64H65ZM99 65H101V64H98V66ZM103 65V64H102ZM108 65V64H107ZM134 65H136V64H134ZM174 65V64H173ZM258 66L260 65V67H262V65L264 66V60H260L259 62H258V64H257ZM43 66V65H42ZM54 66V65H53ZM56 66V65H55ZM55 66H54V68H55ZM72 66H73V64H72ZM75 66V65H74ZM81 66V65H80ZM79 66V67H80ZM126 66V67H127ZM132 66V65H131ZM142 66V65H141ZM159 66V65H158ZM164 66V65H163ZM211 66V65H210ZM254 66V65H253ZM49 67V66H48ZM48 67H46V68H48ZM70 67V66H69ZM68 66H66V68H69ZM90 67V66H89ZM114 67V66H113ZM112 67V68H113ZM116 67V66H115ZM119 67V66H118ZM118 67H117V71L119 70L118 69ZM129 67H127V68H129ZM134 67V66H133ZM137 67V66H136ZM144 67V66H143ZM257 67V66H256ZM34 68H35V66H34ZM46 68H44V69H46ZM64 68V67H63ZM72 68V67H71ZM98 68H100V67H98ZM110 68V67H109ZM108 68V69H109ZM123 68V67H122ZM142 68V67H141ZM164 68V67H163ZM70 69V68H69ZM74 69V68H73ZM114 69V68H113ZM110 70V73H112L113 71H115V70ZM133 69V68H132ZM137 69V68H136ZM143 69H145V68H143ZM167 69H169L170 71H166L167 72V74L168 75H165L164 73H166V72H162L165 76L163 77V79H164V81L162 82V83H160L161 84V86H158L157 85V83L155 82V80L156 79H154L153 77H152V80L150 79L151 77H149L147 80L145 79V77L148 75V73H146L144 76L145 77H143L146 81H147V83H144V79H140V80H142V82H143V85H145L146 86V84H148L146 87H149L150 85L151 86H153V89L155 90V91H159L158 93H162V94H164L165 93V95H164V98H166V100L168 99V98H171V97H173V96H175V95H178L179 94V89H182L181 87L180 88H178V86H176L175 88H173V86L174 85H172V86H168V81L166 80V77L168 78V76H170L171 74H173V72H176V69H173L172 67H170V68H167ZM254 69V68H253ZM43 70V69H42ZM62 70V69H61ZM65 70V69H64ZM63 70V71H64ZM71 70V69H70ZM90 70V69H89ZM127 70H129L130 71V68L129 69H127ZM162 70V69H161ZM165 70H166V68H165ZM135 71V70H134ZM137 71H139V70H137ZM254 71V70H253ZM72 72H74V71H72ZM136 72V71H135ZM49 73V72H48ZM52 73V72H51ZM109 73V71L107 72V74ZM134 72H132V75H134L133 74ZM248 73V72H247ZM69 74V76H70V72L68 73ZM75 74V73H74ZM38 75V74H37ZM41 75V74H40ZM58 75V74H57ZM120 75V74H119ZM132 75H130V76H132ZM137 75H139V73L137 74ZM175 75V74H174ZM174 75H173V77H174ZM72 76H73V74H72ZM101 76H102V74H101ZM135 76V75H134ZM140 76V75H139ZM138 76V77H139ZM142 76V75H141ZM149 76V75H148ZM254 76V75H253ZM54 77V76H53ZM74 77V76H73ZM72 77V78H73ZM122 77V76H121ZM155 77V76H154ZM162 77V76H161ZM172 77V76H171ZM41 78V77H40ZM132 78V77H131ZM135 78V77H134ZM134 78H132V79H134ZM64 79V78H63ZM74 79V78H73ZM106 79V78H105ZM111 79V78H110ZM119 79V78H118ZM120 79H122V78H120ZM124 79H125V77H124ZM132 79H128L129 81L131 80V82H133V83H136V81H137V79H136V81H135V79H134V81H132ZM82 80V79H81ZM117 80V79H116ZM123 80V79H122ZM171 80V79H170ZM204 80V79H203ZM63 81V80H62ZM106 81V80H105ZM121 81V80H120ZM195 81V80H194ZM78 82V81H77ZM81 82V81H80ZM107 82V81H106ZM105 82V83H106ZM115 82V81H114ZM170 82V81H169ZM198 82V81H197ZM61 83V82H60ZM59 83V84H60ZM113 83V82H112ZM127 83L128 82H126V86H124L125 88L127 87ZM130 83V82H129ZM133 83H131V84H133ZM140 83H141V81H140ZM186 83V82H185ZM200 83V82H199ZM81 84V83H80ZM150 84V85H149ZM170 84V83H169ZM193 84V83H192ZM119 85V84H118ZM124 85V84H123ZM129 85V84H128ZM134 85V84H133ZM139 85H141V84H139ZM186 85V84H185ZM197 85V84H196ZM116 86V88H117V85H115ZM135 86H137L136 84H135ZM150 86V87H151ZM57 87V86H56ZM112 87V86H111ZM132 87V86H131ZM160 87V88H159ZM60 88V87H59ZM110 88V87H109ZM113 88H114V86H113ZM120 88H121V86H120ZM123 88V87H122ZM128 88H130V87H128ZM162 88V89H161ZM191 88V87H190ZM257 88V87H256ZM117 89H119V88H117ZM131 89V88H130ZM132 89L134 90V88L132 87ZM137 89V88H136ZM147 89V88H146ZM122 90H124V89H122ZM138 90V89H137ZM137 90H135L134 91V93H136V91ZM141 90V89H140ZM178 90V91H177ZM91 92H92V90H90ZM115 91V90H114ZM114 91H113V93H114ZM121 91V90H120ZM125 91H126V89H125ZM143 91V90H142ZM147 91V90H146ZM181 91V90H180ZM192 91V90H191ZM48 92V91H47ZM107 92V91H106ZM111 92V91H110ZM116 92V91H115ZM122 92V91H121ZM81 93V92H80ZM126 93V92H125ZM124 93V94H125ZM133 93V92H132ZM138 93V92H137ZM139 93H141V91L139 92ZM145 93V92H144ZM147 93H148V95H150L149 94V92L147 91ZM155 93V92H154ZM181 93V92H180ZM193 93V92H192ZM202 93V92H201ZM200 93V94H201ZM46 94V93H45ZM82 94H83V92H82ZM81 94V95H82ZM107 94V93H106ZM121 94V93H120ZM119 94V95H120ZM142 94H143V92H142ZM141 94V95H142ZM153 94V93H152ZM151 94V95H152ZM157 94V93H156ZM97 95V94H96ZM103 95H105V93L103 94ZM189 95V94H188ZM209 95V94H208ZM55 96V95H54ZM80 96V95H79ZM109 96V95H108ZM121 96V95H120ZM122 96H124V95H122ZM128 96H130V95H128ZM132 96V95H131ZM130 96V97H131ZM157 96V95H156ZM155 96V97H156ZM182 96V95H181ZM180 96V100H176V98L174 99L173 98V102H179V101H181V98H182V100H183V97H181ZM45 97V96H44ZM104 97V96H103ZM115 97H116V95H115ZM134 97V96H133ZM132 97V98H133ZM150 97H152V96H150ZM149 97V98H150ZM158 97L159 98H162L163 97V95H160V94H158ZM157 97V98H158ZM177 97V96H176ZM185 97V96H184ZM81 98V97H80ZM112 98V97H111ZM135 98V97H134ZM163 98V99H164ZM179 98V97H178ZM186 98V97H185ZM184 98V99H185ZM42 99V98H41ZM44 99V98H43ZM48 99V98H47ZM63 99V98H62ZM127 99V98H126ZM126 99H123V101H126ZM129 99V98H128ZM137 99V98H136ZM139 99V98H138ZM138 99L136 100V101H138ZM142 99H144V98H142ZM147 99V98H146ZM152 99H153V97H152ZM155 99V98H154ZM58 100V99H57ZM133 100V99H132ZM135 100V99H134ZM156 100V99H155ZM161 100V99H160ZM169 100V99H168ZM167 100V101H168ZM186 100H188V99H186ZM135 101V102H136ZM157 101V100H156ZM163 101V100H162ZM161 101V102H162ZM167 101H166V103H167ZM171 101V100H170ZM60 102V101H59ZM130 102V101H129ZM145 103H146V101H144ZM159 102V101H158ZM182 102V101H181ZM180 102V103H181ZM58 103V102H57ZM56 103V104H57ZM112 103V102H111ZM117 103V102H116ZM141 103V102H140ZM171 103V102H170ZM168 104V105H171V104ZM177 103H175V105L177 104ZM183 103H184V101H183ZM188 103H190V102H188ZM226 103V102H225ZM241 103V102H240ZM47 104V103H46ZM106 104V103H105ZM104 104V105H105ZM108 104H109V102H108ZM121 104V103H120ZM138 104V103H137ZM143 104V103H142ZM156 104V103H155ZM174 104V103H173ZM58 105V104H57ZM132 105H134V104H132ZM141 105V104H140ZM164 105V104H163ZM179 105V104H178ZM178 105H176V107H178ZM182 105V104H181ZM180 105V106H181ZM183 105H185V104H183ZM182 105V106H183ZM186 105H188V104H186ZM185 105V106H186ZM70 106V105H69ZM109 106V105H108ZM129 106H131V103L129 104ZM135 106V105H134ZM138 106H139V104H138ZM183 107L184 108V110L186 109V107ZM189 106H191L190 104H189ZM189 106L187 107L188 108V110H189ZM192 106H194V104H192ZM222 106V105H221ZM58 107V106H57ZM56 107V108H57ZM101 106H99V108H100ZM137 107V106H136ZM145 107H146V105H145ZM157 107V106H156ZM171 107V106H170ZM169 107V108H170ZM55 108V107H54ZM98 108V109H99ZM131 108H132V106H131ZM161 108V107H160ZM173 108V107H172ZM179 108V107H178ZM117 109V108H116ZM129 109V108H128ZM141 109V108H140ZM147 109V108H146ZM174 109V108H173ZM172 109V110H173ZM130 110V109H129ZM133 110H135V107L132 109V110H130V111H133ZM136 110H138V109H136ZM135 110V111H136ZM142 110V109H141ZM159 110V109H158ZM157 110V111H158ZM171 110V109H170ZM179 110V109H178ZM117 111V110H116ZM126 111V110H125ZM140 111V110H139ZM146 111H148V109L146 110ZM150 111V110H149ZM161 111V110H160ZM174 111V110H173ZM172 111V112H173ZM187 111V110H186ZM114 113H115V111H113ZM123 112V111H122ZM151 112V111H150ZM171 112V111H170ZM179 112V111H178ZM189 112H192V107H191V111L189 110ZM130 113V112H129ZM144 113H146V112H144ZM154 113H156V112H154ZM158 113H159V111H158ZM176 113V112H175ZM196 113V112H195ZM120 114V113H119ZM123 114V113H122ZM191 114V113H190ZM113 115V114H112ZM115 115H117V114H115ZM138 115H140V113L138 114ZM188 115V114H187ZM132 116V115H131ZM135 116H137V115H135ZM164 117H165V115H163ZM168 116V115H167ZM175 116V115H174ZM185 116V115H184ZM116 117V116H115ZM125 118H127L126 116H124ZM160 117V116H159ZM129 119V118H128ZM137 119V118H136ZM138 119H139V117H138ZM156 119V118H155ZM123 120V119H122ZM120 121V120H119ZM118 121V122H119ZM132 120H130V122H131ZM161 121V120H160ZM137 122V121H136ZM7 123V122H6ZM125 123V122H124ZM128 123V122H127ZM164 123V122H163ZM137 124V123H136ZM142 124V123H141ZM133 125V124H132ZM173 125V124H172ZM13 126V125H12ZM96 126H98V125H96ZM95 127V126H94ZM15 129V128H14ZM120 129V128H119ZM6 131V130H5ZM56 131V130H55ZM37 132V131H36ZM51 132H53V133H55L54 131H51ZM60 132V131H59ZM118 132V131H117ZM2 133V132H1ZM35 133V132H34ZM33 133V134H34ZM49 133V132H48ZM52 133V134H53ZM56 133H57V131H56ZM14 134V133H13ZM61 133H59V135H60ZM41 135V134H40ZM58 135V133H57V135H55L56 137L58 136V137H60ZM74 135V134H73ZM2 136V135H1ZM34 136H35V134H34ZM33 136V137H34ZM68 136V135H67ZM19 137V136H18ZM69 138H70V140L72 139V140H74L73 138H71V135H69L68 136ZM119 137V136H118ZM1 138V137H0ZM67 138V137H66ZM75 138V137H74ZM81 138V137H80ZM115 138V137H114ZM31 139V138H30ZM35 139L37 140V138L35 137ZM34 139V140H35ZM63 139V138H62ZM64 139H65V136H64ZM76 139V138H75ZM78 139V138H77ZM101 139V138H100ZM15 140V139H14ZM45 140V139H44ZM58 140L60 141V143L59 144H63V143H65V142H62V141H64V140H61L60 138H58ZM96 139H94V141H95ZM110 140V139H109ZM56 141V140H55ZM68 141V140H67ZM77 141V140H76ZM88 141V140H87ZM98 141V140H97ZM104 141V140H103ZM112 141V140H111ZM16 142V141H15ZM18 142V141H17ZM43 142V141H42ZM42 142L40 143V144H42ZM74 142V141H73ZM79 142V141H78ZM92 142H93V140H92ZM96 142V141H95ZM105 142V141H104ZM166 142V141H165ZM45 143V142H44ZM89 142H87V144H88ZM99 143V142H98ZM107 143V142H106ZM114 143V142H113ZM26 144V143H25ZM29 144V143H28ZM59 144H57V142H56V145H58L59 147L61 146V145H59ZM69 144V143H68ZM68 144H67V146L64 148L63 147V151H60V154H59V151H58V149L56 148L55 150H57L56 152H49V153H47V155L49 156H47L46 154H42V155H44L43 157L44 158H37V160H44L43 162H42V164H41V162H40V166H38L39 164H37V166L39 167V168H43V171H42V173L40 174V175H36V177H35V175H34V172H32V173H30L31 175H28V176H30L28 179H24V180H22V182L24 183V182H30L31 183V185H33V184H35L34 185V188H32V189H30V190H28V194H34L36 191H37V189L35 190V188L36 187H38V185H39V187H40V185L42 186V183H43V186H44V190L45 191H47V190H49L48 188L49 187H51V186H53V185H55L56 187H54L53 189H52V191H55L56 192V194H54V196L52 195H50L51 193H54V192H51V190H50V194H49V192H48V194L47 195H43L42 194V192L39 190V192L38 193H40V195L38 194V197L40 196V199L41 200H39V202H45V200H46V202L48 201L46 198L47 197H53V198H58V197H62V195H61V193H62V191H66V192H63V193H66L65 195H63V197H64V200H61L60 202H59V204L61 205L62 203V201H64V202H66L65 200L67 199V201L69 200V201H74L72 204H69L67 207H66V209L65 208H59V207H57V210H58V212H57V210L55 211L56 213H59L60 211H67V210H71V209H74V207H76L77 209H76V211L74 212V214H73V216H71L70 218L71 219H69L68 221H66V222H64V226L66 227L68 224H69V222L71 221V222H75L74 223V225H73V223H71L72 225H73V228H75V227H77V233L76 232H73V231H71L70 229H64V228H60V225H59V222L61 221V219L62 218H58V219H56V221L54 220V217H55V215H54V217L52 216V217H50V219L48 220V221H46V223H44V225L42 226V228H41V230H40V232H42L43 231V234H44V236H43V238H42V243L44 244V246L47 244H45V242H48V241H50V239L53 237V236H55L56 234H57V237H54L55 239H53L52 240V244L53 243H59V241L61 240V241H64L63 243L61 242V245H60V247L59 246H57V248H55V250H57L58 252L60 251V250H62L63 248H65V247H67V248H70V250H71V252H70V250H69V252H68V249H63V250H67V252L68 253H64V254H62V256L59 258V259H56L57 261L54 263V264H99L98 263V259L96 260L95 258H94V253L92 252V250H93V248H94V246H96V244H97V241H96V238L95 237H93V227H95V225L97 224V222H98V220L99 221H105V217H106V212L108 211V208H109V206H111V204L116 200V199H119L121 196H124L125 198L124 199H128V200H126V201H129L130 199H134L133 201V203L135 204V209H136V218H137V226H136V228H137V233H136V240H137V249H139L140 250V248H141V246H140V241H142L143 242V245H145V242H147V240L148 239H150V248H149V250H148V258H147V261H146V264H247V263H249L250 261H251V263H252V261L254 262L255 260H257V261H259V262H262L261 264H264V258H257L256 257V259H254V256H252V254L250 253V250L249 251H247V253H249L248 255H247V257H248V259L247 260H245L244 258V260H245V262H247V263H245V262H243V259L241 258V259H239L238 258V254L241 252L242 253V251L240 250V247H243V245L245 244V243H247L246 242V239L245 240H243V239H241L242 241L240 242V240L239 241H237L236 240V238H238V235L236 234V232H237V230L240 228V226H241V224H246V222H244V218L242 217V215H241V212L242 213H244L243 215H245V212L249 209H247L246 210V206H248V202H250V203H252L251 201H244L245 203H247L246 205H243V201H241L242 200V198H243V196L245 197V195H247L246 193H245V195H243L242 196V198H240V192H242V188H241V183L240 184H238V183H233V184H228V183H226L225 181H222V183H220L217 179V184H213V186L211 187V189L209 188L210 186H209V184H211L208 180H209V178H207L208 176H207V172H204L205 170H203L202 168H204V166L206 167V165H204L202 168H197V166H196V164L195 163H193V162H189L190 164H192L193 166H195L194 167V170H193V172H191L190 174L189 173H187L186 172V167L187 166H184L183 168H182V165L180 166L179 165V167L177 166L176 167V165H178V158L177 157H169L168 159L169 160H166V161H168L169 163H162V161H160V157H158V158H160V159H157L156 157L157 156H154L153 155V151H151L152 149L151 148H143V149H141L140 151H137V155L136 156H134L135 157V159L134 158H132L131 156L129 157H127V158H125V162H128V165L130 164V166L129 167H127L128 169H126V166H128L127 164H126V166H125V171H123V169L122 168H120V165H119V167H114V166H112V167H114V168H112L111 166H109V167H111V168H109V169H111V170H109L108 171V169H107V166H106V169L105 168H99V169H97L98 168V165H101L102 166V162L104 163V160L101 162V159H99V158H97L98 159V161L100 160V164H98L97 165V167L95 168V166H96V164H97V162L95 163V165H94V163H93V161L96 159H92V161L90 160V159H88V160H86L85 161V163L84 164H81L80 166H78L77 168H76V170H74L75 172H74V176L73 177H71V180L68 182V183H66V184H64V185H62V188L60 189V190H58V188L57 187H59V185H61L60 183H62V179L64 180V178H66V177H68L69 178V173H72L73 174V172L72 171H66V172H64L62 175H61V178L59 179L58 177L59 176H50L52 173L50 172L52 169L54 170V171H60L59 169H60V167L62 166V165H60V161H62V159H63V157H62V159L61 160H59V162H57V163H54V161H53V163H52V161L51 160H55L56 158H59L60 159V157H58V154L59 155H61V153H62V155L63 154H66V150H68L67 148L69 147L70 148V146H68ZM71 144V143H70ZM74 145L76 144V142H74L73 143ZM84 144H86V141L84 142V143H80V144H78V145H82V146H84ZM92 144V143H91ZM105 144V143H104ZM110 144V143H109ZM34 145H36L35 143H33V146ZM43 146L42 147H40V149L38 148V146H37V148L39 149V150H41V148H45L46 149V147H44V144H42ZM51 145V144H50ZM97 145V144H96ZM102 145V144H101ZM106 145V144H105ZM118 145V144H117ZM29 146H30V144H29ZM32 146V145H31ZM45 146H46V144H45ZM48 143H47V149H48V151H49V148H48ZM54 146V145H53ZM63 146H64V144H63ZM86 146H88V145H86ZM147 146V145H146ZM51 147V146H50ZM62 147V146H61ZM99 147V146H98ZM98 147L96 148V150H97V152H98ZM9 148H11V147H9ZM22 148V147H21ZM20 148V149H21ZM54 148V147H53ZM95 148H94V150H95ZM100 148V147H99ZM103 148V147H102ZM105 148V147H104ZM119 148V147H118ZM128 148V147H127ZM27 149H28V147H27ZM107 149V148H106ZM23 150V149H22ZM60 150V149H59ZM77 150V149H76ZM95 150V151H96ZM116 150V149H115ZM4 151V150H3ZM19 151V150H18ZM18 151H16V152H18ZM21 151V150H20ZM34 151H36V150H34ZM42 151V150H41ZM66 151V152H65ZM91 151V150H90ZM102 151H104V149L102 150ZM113 151V150H112ZM125 151V150H124ZM15 152V153H16ZM39 152V151H38ZM64 152V153H63ZM97 152H95V154L97 153ZM101 152V151H100ZM105 152V151H104ZM107 152V151H106ZM14 153V154H15ZM25 153V152H24ZM36 153V152H35ZM35 153H33L34 155H35ZM93 153V152H92ZM103 153V152H102ZM131 153V152H130ZM129 153V154H130ZM13 154V153H12ZM70 154V153H69ZM86 154V153H85ZM89 154V153H88ZM106 154V153H105ZM128 154V153H127ZM175 154V153H174ZM173 154V155H174ZM25 155H27V154H25ZM41 155V156H42ZM81 155V154H80ZM107 155V154H106ZM168 155V154H167ZM250 155H251V157H253L254 156V154H252V153H250ZM13 156V155H12ZM15 156V155H14ZM36 156H38V155H36ZM70 156V155H69ZM110 156H111V154H110ZM26 157V156H25ZM54 158V159H52V158ZM81 157V156H80ZM98 157V156H97ZM103 158L105 157V155L104 156H102ZM102 157H100V158H102ZM163 157V156H162ZM10 158H11V156H10ZM23 158L24 157H22L21 159L23 160ZM118 158V157H117ZM20 159V160H21ZM29 159V158H28ZM27 159V160H28ZM66 159V158H65ZM68 159V158H67ZM20 160H19V162H20ZM21 160V161H22ZM24 160H25V158H24ZM108 160H112V159H108ZM115 160V159H114ZM114 160H112V161H114ZM133 160H135V162L133 161ZM136 160H137V162H136ZM139 160V161H138ZM251 160V159H250ZM11 161V160H10ZM10 161H6V162H10ZM30 161H31V159H30ZM36 161V160H35ZM64 161H66V160H64ZM71 161V160H70ZM111 161V162H112ZM163 161H165V160H163ZM165 161V162H166ZM252 161V160H251ZM26 162V161H25ZM125 162H124V164H125ZM132 162V163H131ZM22 163H24V161L22 162ZM27 163V164H26ZM26 163H24V165H22V166H24V167H21V166H19L18 165V163L16 162V163H13V165H11V170L13 171V175H18V177H19V175L20 174H22V173H24L25 172V169H28L29 170V168H26V167H30V164L28 163V161L26 162ZM34 163V162H33ZM133 163L136 165L137 164V166L134 168V166H131V164L133 165ZM257 163V162H256ZM107 164H109L108 162H107ZM120 164V163H119ZM124 164L122 163V165L124 166ZM170 164V165H169ZM1 165V164H0ZM65 165H67V163L65 162ZM103 165V166H104ZM168 165L169 166H171L170 167V178H171V182H170V184H166L165 183V179L166 178H163V179H159L158 178V175H160L159 173L162 171V170H165V174H166V169L168 168ZM36 166V165H35ZM34 166V167H35ZM68 166V165H67ZM102 166V167H103ZM37 167V169H39ZM62 168H64V166L62 167ZM118 168H120V169H118ZM207 168V167H206ZM31 170H33L34 171V169L35 168H30ZM210 169V168H209ZM7 170H9V169H7ZM104 170H106V171H108V174L106 175V176H103V177H101V178H98V179H95V178H97L96 176H98V175H102V172H104ZM212 170V169H211ZM30 171V170H29ZM5 172V171H4ZM28 173V171L26 170V173H24V174H27ZM35 173H37V172H35ZM51 173V174H50ZM57 173V172H56ZM105 173V172H104ZM24 174H22L21 175V178H22V176L24 175ZM37 174H39V173H37ZM55 174V173H54ZM71 174V175H72ZM53 175V174H52ZM162 175V174H161ZM211 175V174H210ZM209 175V176H210ZM27 176V175H26ZM164 176V175H163ZM11 177V176H10ZM12 177H14V176H12ZM17 177V178H18ZM160 177V176H159ZM211 177V176H210ZM15 178V177H14ZM216 178V177H215ZM258 178V177H257ZM158 181H161L162 183H165L164 184V187L167 189V191H164V193H163V195L161 196V203L160 204H158V206H155V210L157 209V212L154 214V219L152 218V217H149L148 215L149 214H147L146 212H145V210H144V208L146 209V206L148 205L146 202L147 201H145L144 200V195H143V188H142V184H143V181L144 180H148V181H155V182H158ZM192 179H194V180H197L198 181V183L196 184V185H193V184H189V181L190 180H192ZM222 179V178H221ZM67 180V179H66ZM215 179L213 178V181H214ZM223 180V179H222ZM237 180V179H236ZM44 181V182H43ZM173 181L175 182V184L173 185ZM12 182V181H11ZM13 182H15V181H13ZM154 182V183H155ZM161 182H158V183H161ZM212 182V181H211ZM234 182V181H233ZM254 182V181H253ZM9 183V182H8ZM39 183V184H38ZM41 183V184H40ZM216 183V182H215ZM17 184V183H16ZM29 184V183H28ZM254 184V183H253ZM159 185H161V184H159ZM248 185V184H247ZM247 185H246V187H247ZM17 186V185H16ZM16 186H15V188H16ZM244 186V185H243ZM254 186V185H253ZM61 187V186H60ZM252 186H250L249 188H251ZM9 188V187H8ZM11 188V187H10ZM18 188V187H17ZM52 188V187H51ZM50 188V189H51ZM159 188H161V187H159ZM159 188H157L158 190H159ZM248 188V187H247ZM253 188V187H252ZM259 188V187H258ZM43 189V188H42ZM210 189V191H208ZM246 189V188H245ZM244 188H243V190H245ZM256 189V188H255ZM5 190H6V187H5ZM10 190V189H9ZM14 191H15V189H13ZM17 190V189H16ZM250 190V189H249ZM249 190H248V194H249ZM23 192H25L24 190H22ZM43 191V190H42ZM253 191V190H252ZM261 191V190H260ZM16 192V191H15ZM14 192V193H15ZM246 192V191H245ZM254 192V191H253ZM252 192V193H253ZM26 193H27V191H26ZM62 193V194H63ZM251 193V192H250ZM12 195H13V192H9L8 191V193H6V200H2L1 202H2V204L1 205H4V204H6L7 202V200L10 198V196L12 197ZM21 195V194H20ZM223 195V197L225 196V200H227V202L228 203H226V206H223V205H220L217 209H219V210H217V212H218V214L220 215V214H223L224 213V215H225V217H227L228 218V220H227V222L229 223V225L231 226V227H229V233H226V235H227V239H223V241L220 239V240H218V239H216L215 238V236H214V238L212 237L213 235H215V233H221L222 231L223 232H225L224 231V228L225 227H223V217H222V215H221V217L223 218L222 220H220L219 221V223L218 224H215V221L217 220V217H216V219H214L213 220V222H210V220H207V218H208V216H210L211 215V213L213 214V212H214V214L215 213H217V212H215L216 211V209H212V206L214 205L213 203V205L211 204V206L210 205H208V203L209 202H204L203 203V198H210V199H214V198H218V197H221ZM251 195V194H250ZM250 195H249V197H250ZM258 195V194H257ZM4 196V195H3ZM2 196V197H3ZM18 196V195H17ZM33 197L35 196V195H32ZM256 195H255V193H254V197H255ZM30 197V196H29ZM32 197V198H33ZM62 197V198H63ZM248 197V196H247ZM261 198H262V196H260ZM5 198V197H4ZM16 198V197H15ZM20 198V197H19ZM36 198H37V194H36ZM246 198V197H245ZM253 198V197H252ZM27 199H30V198H27ZM43 199H45V200H43ZM52 199V198H51ZM50 199V201L49 202H51L52 203V201L54 202V200L55 199H53V200H51ZM219 199V198H218ZM223 199V200H224ZM249 199V198H248ZM251 199V198H250ZM257 199V198H256ZM1 200V199H0ZM12 200V199H11ZM34 200H36V199H34ZM57 200V199H56ZM60 200V199H59ZM58 200V201H59ZM208 199H206V200H204V201H207ZM215 200H217V199H215ZM223 201V202H226V201ZM252 200V199H251ZM253 200L254 201H256L255 200V198H253ZM262 200V199H261ZM26 201V200H25ZM33 201V200H32ZM260 201V200H259ZM14 202V201H13ZM21 202V201H20ZM36 202V201H35ZM34 202V203H35ZM38 202V201H37ZM57 202V201H56ZM55 202V203H56ZM63 202V203H64ZM261 202V201H260ZM11 203V202H10ZM16 203V202H15ZM25 203V202H24ZM31 203H33V202H31ZM33 203V204H34ZM114 203H116V202H114ZM254 203V202H253ZM257 203H258V201H257ZM27 204V203H26ZM43 204V203H42ZM42 204H39V205H42ZM47 204V203H46ZM58 204V203H57ZM210 204V203H209ZM222 204V203H221ZM259 204H261V203H259ZM12 205H14V203H12ZM23 205V204H22ZM29 205H31L30 203L29 204H27V206L28 207H30ZM39 205H37L38 207H39ZM114 205V204H113ZM112 205V206H113ZM251 205V204H250ZM45 206V205H44ZM56 206H58V205H56ZM262 206L264 207V205L262 204ZM35 207H36V203H35ZM37 207V208H38ZM157 207V208H156ZM216 207V206H215ZM241 207L244 209V211H241L240 212V210H241ZM251 208H252V206H250ZM254 207V206H253ZM261 207V206H260ZM1 208V207H0ZM25 208V207H24ZM33 208H34V206H33ZM43 208V210L45 209L44 207H42ZM52 206L50 205V207L48 206V205H46V209L44 210V211H47V210H49V211H51L52 210ZM54 208H55V205H54ZM59 208V209H58ZM262 208V207H261ZM28 209V208H27ZM51 209V210H50ZM253 209H255V208H252L251 210H249V213H250V211H252ZM25 211H27L26 210V208L24 209ZM29 210V209H28ZM35 208L32 210L33 211V213H35L38 209H36L35 211ZM259 210V209H258ZM32 211H30V212H32ZM262 210L260 209L258 212H261ZM255 212V211H254ZM253 211H252V213H254ZM1 213V212H0ZM44 212H42V214H43ZM63 213V212H62ZM62 213H59V215L60 214H62ZM262 213H264V212H262ZM261 213V214H262ZM29 214V213H28ZM248 214V213H247ZM260 214V216H262ZM44 215V214H43ZM63 215V217H64V214H62ZM249 215V214H248ZM252 215V214H251ZM41 216V215H40ZM57 216V215H56ZM61 216V215H60ZM212 216V215H211ZM247 216V215H246ZM59 217V216H58ZM125 216L123 215V218H124ZM221 217H219V218H221ZM248 217V219H249V217L250 216H247ZM126 218V217H125ZM226 218V219H227ZM230 218H231V220H230ZM254 219V218H256V215L254 214L253 215V217H251V219ZM260 218L261 217H259V219L258 220H260ZM263 218V217H262ZM18 219H21V218H18ZM101 219V220H100ZM127 219V218H126ZM153 219V220H152ZM208 219H210V218H208ZM245 219H247V218H245ZM247 219V220H248ZM17 220V219H16ZM63 220V219H62ZM219 220V219H218ZM246 220V221H247ZM250 220V219H249ZM257 220V221H258ZM5 221V220H4ZM53 221H55V222H53ZM138 221H139V223H138ZM252 221V220H251ZM250 221V222H251ZM158 223V226H160V228H161V232L159 233V235H157V237H155V238H153V236H152V229H153V227H155V223ZM225 222V221H224ZM233 222V223H232ZM254 222L255 223H257L256 222V219L254 220V221H252V223L254 224ZM264 221H263V219H262V223H263ZM61 223H62V221H61ZM222 223V224H221ZM228 223H224V225L225 224H228ZM232 223V224H231ZM261 223V224H262ZM71 224H70V228H71ZM249 224L247 223V226H248ZM250 225H251V223H250ZM259 225V224H258ZM226 226V225H225ZM253 226V225H252ZM257 227V226H256ZM9 228V227H8ZM244 228V227H243ZM249 228V227H248ZM45 229H48V230H46L45 232H44V230ZM226 229V228H225ZM246 229V228H245ZM255 229V228H254ZM253 228H252V230H254ZM18 230H20V229H18ZM68 230H70V231H68ZM73 230V229H72ZM75 230V229H74ZM133 230V229H132ZM227 230V229H226ZM241 230H242V228H241ZM250 231H252L251 230V228L249 229ZM248 230V231H249ZM256 230V229H255ZM134 231V230H133ZM244 231H246V230H244ZM262 231V230H261ZM39 232V233H40ZM72 232V233H71ZM222 232V233H223ZM238 232H239V230H238ZM256 232H258V231H256ZM74 233V234H73ZM249 233V232H248ZM135 234V233H134ZM242 234H243V232H242ZM244 234H247V232H245ZM244 234H243V236H244ZM261 234V233H260ZM154 235V234H153ZM218 235V234H217ZM240 235H241V233H240ZM249 235H250V233H249ZM247 236V237H250V236ZM251 235H252V233H251ZM79 237H81V239L79 238ZM229 237V238H228ZM242 237V236H241ZM245 237V236H244ZM253 237V236H252ZM218 238V237H217ZM35 239L36 238H34V240H32V244L33 243H35L36 241H35ZM254 239H256V238H254ZM37 240H38V238H37ZM235 240V241H234ZM252 240H253V238H252ZM252 240H251V243H252ZM258 240V239H257ZM257 240H255L256 242H257ZM264 240V239H263ZM40 241V242H41ZM218 241H221L222 243V246H220L221 247V249H219L220 247L219 246H217V245H219L218 244ZM248 241V240H247ZM250 241V240H249ZM249 241H248V243H249ZM260 241H261V243H262V239H260ZM37 243H39V242H37ZM50 243V242H49ZM50 243V244H51ZM250 244V243H249ZM249 244H247L248 245V248L249 249H251V248H253V247H249L250 245ZM247 245H245V246H247ZM38 246V245H37ZM42 246V245H41ZM40 246V247H41ZM49 246H52V245H49ZM254 246V245H253ZM263 246V245H262ZM149 247V246H148ZM222 247H224L223 249H222ZM39 248V247H38ZM50 248V247H49ZM49 248H48V250H49ZM244 248V247H243ZM248 248H246L245 247V249L247 250ZM259 248V247H258ZM33 249V248H32ZM41 249H43V248H40V250ZM146 249H148V248H146ZM236 249H238V250H240V252L239 253H237L236 254ZM34 250V249H33ZM54 250V249H53ZM52 250V251H53ZM54 250V251H55ZM37 251H39V249H37ZM36 251V252H37ZM51 251V248H50V250L49 251H47V252H50ZM236 251V252H235ZM41 252V251H40ZM56 252V251H55ZM74 252H77V254L75 255L74 254ZM253 252V251H252ZM50 253H52L53 254V252H50ZM57 253V252H56ZM55 253V254H56ZM254 253V252H253ZM257 252H255L253 255H255ZM259 253V252H258ZM263 253V252H262ZM36 254V253H35ZM54 254V255H55ZM245 254V253H244ZM58 255V254H57ZM263 255V254H262ZM34 256V255H33ZM56 256V255H55ZM44 257V256H43ZM97 257H98V255H97ZM217 258L216 260L214 259V258ZM246 257V256H245ZM260 257V256H259ZM261 257H263V256H261ZM214 259V261H212ZM10 260V259H9ZM249 260V261H248Z\"/></svg>", "mask_w": 264, "mask_h": 264}, {"label": "water", "instance_id": "95a60500", "mask_svg": "<svg viewBox=\"0 0 264 264\" xmlns=\"http://www.w3.org/2000/svg\"><path fill=\"white\" fill-rule=\"evenodd\" d=\"M118 215L121 217L123 226L125 227L126 231L128 232V228L125 225V222L122 218V216L124 215L128 222V226L131 227L134 230L135 236H136V231H137V218H136V209H135V204L133 203L132 200L129 201H125L123 203L120 204L119 208H118Z\"/></svg>", "mask_w": 264, "mask_h": 264}]
</instances>
